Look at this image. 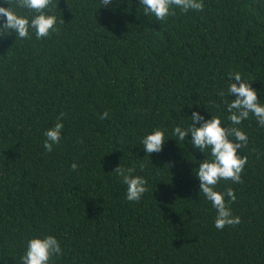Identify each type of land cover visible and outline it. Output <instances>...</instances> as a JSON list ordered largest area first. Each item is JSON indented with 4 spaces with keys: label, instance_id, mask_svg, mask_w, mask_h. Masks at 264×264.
<instances>
[{
    "label": "trees",
    "instance_id": "1",
    "mask_svg": "<svg viewBox=\"0 0 264 264\" xmlns=\"http://www.w3.org/2000/svg\"><path fill=\"white\" fill-rule=\"evenodd\" d=\"M203 2L158 21L140 0H53L59 33L0 36V264H21L28 240L45 235L63 251L53 264H264V128L253 114L237 126L248 136L242 183L217 190H234L241 223L223 230L195 175L208 153L172 136L194 111L231 126L236 97L219 95L230 72L264 104V0ZM61 113L48 152L44 132ZM156 128L168 140L146 156ZM121 163L148 181L139 202L113 172Z\"/></svg>",
    "mask_w": 264,
    "mask_h": 264
},
{
    "label": "clouds",
    "instance_id": "2",
    "mask_svg": "<svg viewBox=\"0 0 264 264\" xmlns=\"http://www.w3.org/2000/svg\"><path fill=\"white\" fill-rule=\"evenodd\" d=\"M9 7L0 6V36L15 33L17 38H30V29L34 31L37 39L48 37L51 33H59L57 24H63L64 20H57L53 11L55 5L53 0H4ZM102 7H108L112 0H101ZM143 6L144 15H153L158 21H164L169 15H174V8L187 13L189 10L203 11V0H140ZM27 9L30 13H35L30 18L18 14L16 9ZM231 82L227 92L221 91L219 95L226 94L235 96L227 104V120L231 126H222V119L218 115H213L211 119H206L200 112L194 111L190 117L191 124L183 129L177 126L172 131V136L178 137L179 141L185 140L191 135V143L196 149L203 153H208L206 159L199 163L195 175L200 181V194L211 202L216 209L215 227L223 230L226 226H236L241 223L239 216H234L231 204L237 199L232 188H227L222 193L217 190V185L221 180L242 183L241 173L247 163V156L238 154V150L244 149L248 144L247 134L239 126L250 114H253L260 127L264 128V104L260 103L257 91L252 87V81L245 80L240 72H230ZM105 111L101 119L108 117ZM61 113L57 118L54 127L44 132L46 137L43 147L46 151L52 152L53 146L61 141V134L64 124ZM199 124V126H197ZM166 129L156 128L142 139V145L146 156L162 151L165 142ZM177 140V141H178ZM210 150V151H209ZM145 165H139L143 171ZM73 171L78 169L74 162L71 165ZM113 172L127 186L126 199L128 201L139 202L142 196L148 191V181L137 173V166L126 167L119 164ZM225 196L228 199H225ZM63 255V251L58 239L53 235L43 237H33L28 240L26 251L21 258V264H53V257Z\"/></svg>",
    "mask_w": 264,
    "mask_h": 264
}]
</instances>
